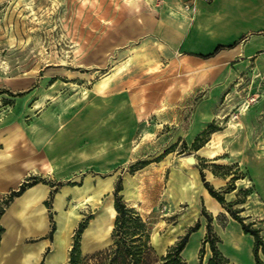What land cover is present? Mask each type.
I'll list each match as a JSON object with an SVG mask.
<instances>
[{
  "label": "rangeland",
  "instance_id": "374dc122",
  "mask_svg": "<svg viewBox=\"0 0 264 264\" xmlns=\"http://www.w3.org/2000/svg\"><path fill=\"white\" fill-rule=\"evenodd\" d=\"M197 3L210 5L213 1L0 0L2 264L22 260L24 246L39 248L47 222L51 230L49 214L57 224L61 213L59 206L53 205L54 198L52 209L46 208L49 197L43 217L39 211L40 228L23 229L24 218L17 215L22 199H14L9 205L5 202L12 191L31 178L57 187V194L65 189L70 192L61 207L73 219L64 232L65 244L55 238L49 242L48 248L58 253L50 257L49 264L61 263L65 255L63 264H69L75 243L82 264H104L101 259L90 258L114 248L112 233L117 214L114 220L105 221V227L112 224L107 237L95 236L85 245L84 234L92 220L105 216L109 204L114 208L120 180L122 191L118 195L122 202L133 208L137 200L139 209H133L147 226L148 264L166 256L198 222L200 229L192 234L182 257L187 264H207L212 253L210 245L204 243L209 222L205 213L212 218L213 234L219 239L217 247L225 258L231 264H254V237L245 234L224 208L217 216L211 213L212 205L206 201L211 195L201 173L239 212L244 224L260 231L264 242V52L241 67L230 62L229 76L220 79L222 84H206V92L195 93L202 73L184 59L165 54L152 31L160 18L182 22L178 13L183 12L193 19ZM196 30L193 34L197 39L207 40L200 44L202 52L213 51L219 43H230L237 37L234 29H229L198 38ZM130 58L131 65L120 71L119 65ZM151 68L158 72L151 73ZM193 72L195 82L189 84ZM110 74H118L114 81L127 82L135 95L133 107L126 103L121 110L120 119L128 136L123 140L104 139L114 137L112 129L121 130V126H110L108 134L100 123L101 114L87 110L92 105L91 97L84 98L85 92ZM110 104L109 113L114 115L117 110L113 102ZM86 118L94 122L93 132H87L91 126ZM64 135H72V139L77 136V153L72 151L75 145L69 148L74 144L72 139L57 141ZM86 135H93L90 141ZM45 137L46 141L50 139L47 146L56 142L67 145L64 151L47 148V154L57 155L58 162L38 154V144ZM61 152L66 154L61 156ZM2 155H10V161H4ZM29 164L32 170H26ZM129 182L137 187L128 198L123 191ZM100 183H107L109 188L84 204L78 189L89 184L87 196L93 195ZM25 215L28 218V213ZM130 226L134 233V218ZM20 232L34 234L20 236ZM153 235L158 241H153ZM173 237L175 242L169 244ZM34 252L32 262L37 249ZM259 255L262 258L261 252Z\"/></svg>",
  "mask_w": 264,
  "mask_h": 264
},
{
  "label": "crops",
  "instance_id": "0c3cea01",
  "mask_svg": "<svg viewBox=\"0 0 264 264\" xmlns=\"http://www.w3.org/2000/svg\"><path fill=\"white\" fill-rule=\"evenodd\" d=\"M194 11H195L194 18L190 19L186 15V20L183 22H179L178 20H174L172 18H160L159 20H157V22L153 26L152 35L154 36L157 43L160 44L162 47H164L163 52H165V54L169 55L170 57H173L176 55L184 59L185 61L191 63L195 68H197L198 72L202 73V77L200 79L201 81L199 80L198 86H196L193 89V91L195 93H204L206 92V89L203 87H205L206 84H210V85L216 84V83L222 84L223 79L221 81L220 79L229 76L227 73L228 71L227 66L229 65L230 62H236L238 67H241L245 65L248 61H252V60L259 58V56L264 52V0H214L213 3L210 5L197 3L196 7L194 8ZM195 27L197 28L196 35L198 36V38L199 36L203 37L205 34L207 36L209 33H211L214 30L225 33L226 30L228 31L229 29H234V34H236L237 37L230 43H221V44L219 43L213 49V51L202 52L200 50L201 49L200 44H204L203 42L205 41V39L204 38L197 39V37L193 34V31H195ZM235 43H237V45L233 47L232 49L225 48L221 50L217 55L209 59L205 60V59H201L196 56V55L212 54L218 46L228 47ZM150 72L156 73L158 72V70H154V71L151 70ZM110 75H112L113 79H111V83L109 87L103 93L99 94L95 92L94 86L91 90H89V93L87 94V99L91 97V100H92L91 104L93 106L92 105L87 106V110L92 113L96 112L99 115L101 114L100 123L103 129L108 134L110 132L109 131L110 126H114L113 128H120L121 126V130L112 129L113 132L115 133L113 134L115 135L114 137H107L104 139L123 140V139H127L128 136H127L126 129L124 126V122L121 121L120 119L121 110L125 107L126 103H128L130 107H133V101L135 100V95L132 96L133 93L131 94L130 92L131 88L127 84V82L114 81L115 77L118 74L116 76L115 74H110ZM195 76H196L195 72H193L189 76V84H193L195 82ZM183 99L185 98L183 97ZM111 102H113V105H112L113 108L117 110L116 112L112 113L114 115H111V113H109V105H111L110 104ZM95 105L97 107L96 110L94 108ZM63 116H64V113L61 114V117ZM112 119H115V120H112ZM86 121H87V124L90 122L89 124L91 126L89 127L87 132H93L94 122L88 118H86ZM54 125L55 127L56 126L58 127L57 121L55 122ZM49 126L53 127L51 125ZM71 136L72 135L59 136L57 141H61L64 138L67 139V137L69 139H72ZM92 136L93 135L91 136L86 135L85 139L87 141L88 140L90 141V138ZM46 139L47 138L45 137L44 141L41 140L42 142L41 143L39 142L38 148L36 149L38 151V154L42 156L44 159L47 158L48 159L47 161L54 160V162L55 161L58 162L59 158H57V155L47 154V148L49 150L52 148H55L57 150L60 149V151L61 150L64 151L67 148V145L65 143L63 144L60 142L59 143L56 142L51 146L50 145L47 146L46 143L50 139L47 141ZM72 141L74 144L73 145L71 144L69 148L70 147L72 148V146L75 145L72 151L74 150L73 152L77 153L79 149L78 143H77L78 142L77 136L73 138ZM63 153L65 152L60 153L61 156ZM32 169L33 168L31 164L26 166V170H32ZM49 171L52 172L55 170L51 169ZM108 188H109V185L107 183H100L99 187L95 190V193L89 196H87L88 192L91 190V187L89 184H87L82 189H78V191L82 192L80 196L84 199V203L88 204L90 201H94L95 198H97L100 194H102ZM52 189L53 187L49 185L38 184L34 186L33 188L28 189L21 197L15 198V201L22 199L20 202V205H18L19 207L17 208V215H19L20 207H22L23 204L25 205L31 204L33 206L31 208L38 209V211L41 212L42 217H43V212L47 210L44 207V203L50 197ZM65 191H66V194L64 193ZM69 194L70 192H68L67 189L63 190V192L60 194H56V196L54 197L53 205L55 206L57 204L59 208L61 209V206H62L61 201H63V196L66 202ZM206 201H209V203L214 208H216V212H213V210H210L211 213H213L215 216H217L221 210L224 211L222 205L213 197L208 196V199ZM29 210L30 209H27L26 212L29 213ZM53 210L56 211V208H54ZM94 220L92 221L94 222ZM48 224L49 223L47 222V229L45 230V232L42 233V237L39 242L41 243L39 248H35V246L34 247L24 246V248H26L24 250L26 251H24L22 260L18 261L17 263H13V264H25L26 262L30 264H41L43 260L42 257H44L47 250H49V252L45 257L44 264H49V259L51 256L52 257L57 256L58 254L57 251H52V248H48L49 242H50L49 239H46V235H47L46 233L49 232ZM70 224H69V227H70ZM56 225H57V228L53 236V240L54 238L55 240H57L58 218H57ZM39 228L40 227L37 228L35 226L30 227V229H33V230H38ZM89 228L88 229L86 228V230L88 231ZM32 234L34 233H28V234H25L22 232L19 233L20 236L21 235L27 236V235H32ZM69 237L71 240L70 234H69ZM64 244H65V241H64ZM35 249H37V258L35 261L32 262L31 260L35 256L34 255ZM260 252L262 256V258L260 259L264 263V254L262 253L261 249L259 250V253ZM183 255H184V252H183ZM65 257L61 263L54 262L52 264H63L65 262ZM1 260H3V258H0V262L2 264L4 260L3 261ZM254 264H256V260Z\"/></svg>",
  "mask_w": 264,
  "mask_h": 264
},
{
  "label": "trees",
  "instance_id": "16d2710c",
  "mask_svg": "<svg viewBox=\"0 0 264 264\" xmlns=\"http://www.w3.org/2000/svg\"><path fill=\"white\" fill-rule=\"evenodd\" d=\"M236 45L237 43L228 47L218 46L212 54L196 56L206 60L217 55L221 50L225 48L232 49ZM201 178L204 183L205 189L222 205V207L231 215V217L241 225L243 232L254 237V256L256 264H264L263 261H261V259L259 258V250L261 249L264 252V242L260 237V231L257 229H252L250 225L244 224L243 219L238 215L239 212L233 210V205L228 204L224 196L220 192L215 190L214 187L209 184V182H206L203 173H201ZM40 183L41 181L38 178H31L30 180L25 181L20 185L18 190L12 191L10 193L5 204L9 205L15 198L21 197L28 189L33 188ZM121 191L122 185L120 180L115 189L116 199L114 208L117 216L115 218V225L112 233L114 248H111V250L106 252H100L90 259H101L104 264H148L149 261L146 257L145 251L150 250V248H146L150 235L147 226L133 208H127V206L122 202V198L118 195ZM57 192V187L53 186V190L50 194V200L49 202L45 203L48 210L52 209L51 200L52 198H54ZM3 214L4 210H1L0 216ZM204 215L209 218V222L207 224V236L204 243H208L210 245V250L212 253V256L210 257L207 264H231L230 261L223 256V254L217 247V242H219V239L213 234L211 225L212 218L210 216H207V213H205ZM133 218L136 226L134 227L135 232L131 233L130 225L133 222ZM49 221L51 223V230L46 239H49L52 242L53 236L56 232V224L53 220L52 213L49 214ZM81 228H83V226H81ZM199 229L200 223L198 222L194 227L190 228L186 235L177 244H175L168 250L166 256L162 257L159 261H155L153 264H187V262L182 257L183 252L189 243L191 235L193 233H196ZM2 231L3 230L0 227V233H2ZM78 247V243H75L69 254V264H82L81 251ZM48 252L49 250L46 251L41 264H44L45 257ZM203 252L204 249L202 250V253ZM200 264L204 263L201 261Z\"/></svg>",
  "mask_w": 264,
  "mask_h": 264
},
{
  "label": "bare ground",
  "instance_id": "6f19581e",
  "mask_svg": "<svg viewBox=\"0 0 264 264\" xmlns=\"http://www.w3.org/2000/svg\"><path fill=\"white\" fill-rule=\"evenodd\" d=\"M178 15H179L180 20L182 22L186 20V14L185 13L181 12V13H178ZM130 61H132V58L128 59V61H126V62L122 63L121 65H119L120 66L119 67V70L120 71H125L131 65V62ZM151 70L154 71V69H152V68H151ZM111 79H112V75H105V76H103L94 85V91L97 92V93H99V94L100 93H103L109 87V85L111 83ZM87 94H88V91L85 92L84 98H87L86 97ZM82 101H84V100H82ZM37 108H39V107H37ZM161 111H163V110H161ZM51 122L52 123H55L56 121H55V119H52ZM165 124H167V123H164V125ZM1 157L4 158V161H10L9 157H11V156L10 155H2ZM191 160L194 161V159H192V158H191ZM183 163L186 165L187 164V161L185 159H183ZM136 187L137 186L134 183L129 182V183H127L126 189L123 192L129 198L131 195L135 194ZM64 193L66 194V191ZM61 204L63 206L65 204L64 196H63V201H61ZM84 204H86V203H84ZM31 207H33L31 204H27V205L23 204L22 207H20V213H19V215H21L22 218H24V226H23V229L24 228H29L30 229V227H33V226H35V227L38 228V227L41 226V218L39 216L38 209H33ZM132 207L139 209V207H138V201L137 200L133 201ZM62 208L63 207H61V210H60L61 213H60V215L58 217V235H57V240L56 241H58L61 244H64V241H65L64 232H65V230L68 229L69 224L71 223V221L73 219L72 218L73 216H71V214H69V213L68 214L65 213ZM210 208H211V210H213L214 212H216V208H214L213 206H210ZM27 209H30V210H29V213L27 212L28 213V218H25V216H26L25 214H27L26 213V210ZM104 215L105 216H100L96 221H94L92 223V226L89 228V230L86 231V233L84 234V244L85 245L88 243V241L90 239H92L95 236H100V235L104 234L107 237L110 234V232L112 230V224L108 225L107 227H105L104 224H105V221L107 219H109L111 221V220H113V218L116 215V211L112 208V205L111 204H109L106 207L105 214ZM152 239L155 242L158 241L157 235H153ZM174 242H175V237L169 239V244H173Z\"/></svg>",
  "mask_w": 264,
  "mask_h": 264
},
{
  "label": "built area",
  "instance_id": "2783aa9c",
  "mask_svg": "<svg viewBox=\"0 0 264 264\" xmlns=\"http://www.w3.org/2000/svg\"><path fill=\"white\" fill-rule=\"evenodd\" d=\"M207 2H211V1H214V0H206Z\"/></svg>",
  "mask_w": 264,
  "mask_h": 264
}]
</instances>
